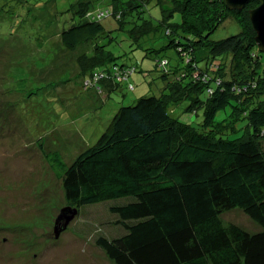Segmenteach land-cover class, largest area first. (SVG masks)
<instances>
[{"label":"trees","instance_id":"1","mask_svg":"<svg viewBox=\"0 0 264 264\" xmlns=\"http://www.w3.org/2000/svg\"><path fill=\"white\" fill-rule=\"evenodd\" d=\"M80 1L59 39L68 51L88 45L83 90H135V67L116 63L102 41L113 39L111 31L137 48L164 40L161 50L173 58L156 61L159 93L120 107L71 165L57 152L44 154L67 206L107 204L122 233L94 244L114 264H264V74L247 15L257 3L230 11L223 0ZM175 14L178 23H169ZM228 20L239 32L210 40ZM184 101L186 113L202 112L197 127L168 114L169 104ZM235 208L261 230L224 224L220 216Z\"/></svg>","mask_w":264,"mask_h":264},{"label":"rangeland","instance_id":"2","mask_svg":"<svg viewBox=\"0 0 264 264\" xmlns=\"http://www.w3.org/2000/svg\"><path fill=\"white\" fill-rule=\"evenodd\" d=\"M76 1L0 0V264H114L94 244L99 236L122 233L107 204L81 208L55 238V220L67 203L44 154L57 152L71 165L97 141L120 107L159 93L162 82L156 61L172 59L173 53L161 50L164 40L137 48L124 32L111 31L113 39L102 41L117 57L116 63L135 67L129 79L135 90L109 94L93 86L83 90L81 61L88 45L68 51L59 39L61 22L80 10L81 1ZM149 11L155 20L161 18L157 7ZM178 21L175 14L169 23ZM238 32L237 24L228 20L210 40ZM147 48L156 51L147 54ZM260 56L264 74V52ZM187 105V101L169 104L167 112L197 127L202 112L188 114ZM225 112L229 108L219 111L214 121L226 118ZM220 218L249 233L261 230L238 208Z\"/></svg>","mask_w":264,"mask_h":264},{"label":"water","instance_id":"3","mask_svg":"<svg viewBox=\"0 0 264 264\" xmlns=\"http://www.w3.org/2000/svg\"><path fill=\"white\" fill-rule=\"evenodd\" d=\"M226 8L230 11H241L247 4L251 2L257 3V6L247 12L249 22L255 34L254 42L257 49L264 52V0H223ZM77 209L70 206L64 207L55 220L54 236L57 238L59 234L66 229L69 223L77 216Z\"/></svg>","mask_w":264,"mask_h":264}]
</instances>
